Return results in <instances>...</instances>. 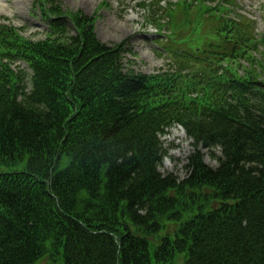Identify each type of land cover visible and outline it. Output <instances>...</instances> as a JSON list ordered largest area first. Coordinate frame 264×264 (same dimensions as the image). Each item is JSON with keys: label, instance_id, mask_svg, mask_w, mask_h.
I'll return each mask as SVG.
<instances>
[{"label": "trees", "instance_id": "1", "mask_svg": "<svg viewBox=\"0 0 264 264\" xmlns=\"http://www.w3.org/2000/svg\"><path fill=\"white\" fill-rule=\"evenodd\" d=\"M37 1L44 39L0 23V264H264V52H252L264 40L252 23L219 0L168 2L176 67L146 74L124 64V42L97 38L93 16ZM160 1L145 7L157 22ZM175 123L193 147L182 179L158 169Z\"/></svg>", "mask_w": 264, "mask_h": 264}, {"label": "rangeland", "instance_id": "2", "mask_svg": "<svg viewBox=\"0 0 264 264\" xmlns=\"http://www.w3.org/2000/svg\"><path fill=\"white\" fill-rule=\"evenodd\" d=\"M100 1L58 0L61 9L65 12L80 11L87 17L93 16L94 30L100 40L111 44L124 42L128 50L124 57L126 66L146 74L174 69L173 53L167 52L165 48L161 47L169 44L165 41V35L170 32L167 26L169 18L166 16L168 10L163 12L160 20L158 19L159 23H165L159 25L153 17L152 11L145 15L144 10L140 7L139 3H145L147 0H105L106 4L98 8ZM169 1L173 2L174 0ZM217 1L209 0L208 3L214 5ZM218 2L228 5L230 8L229 17L245 19L248 23H252L255 36L257 38L263 36L264 40V0H232V2L219 0ZM32 3L33 0H0V22L19 27L22 34L33 40L43 39L48 32V26L40 15L39 9L32 6ZM182 15L183 13L177 11L176 18L179 19ZM195 16V9L191 7L188 25L191 26L196 21ZM207 20L211 22L210 19ZM262 42L257 44V50H252L253 57L256 59H261V53L264 52V43ZM171 46L174 45L171 44ZM201 57L202 59L206 58L205 56ZM237 61L241 66L249 67V63L243 58L239 57ZM224 63L226 64V62ZM241 66L238 68L239 74L244 73ZM13 68L15 70L22 69L27 74L31 73L29 68L20 61H15ZM27 88H30L29 82H27ZM160 140L166 154L158 166L159 171L162 174L172 172L179 179L184 178L186 176L185 165L193 149L192 140L186 136L182 126L176 123L166 129V133L160 136ZM203 152L204 161L209 165H216V160L211 158L206 150ZM216 153L219 152L216 151ZM8 168L5 167V169ZM40 264H46V261H42ZM49 264H61V262L58 257H55V261L49 262Z\"/></svg>", "mask_w": 264, "mask_h": 264}]
</instances>
